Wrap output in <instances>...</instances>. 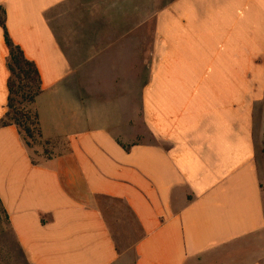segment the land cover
Here are the masks:
<instances>
[{"label":"crops","instance_id":"1","mask_svg":"<svg viewBox=\"0 0 264 264\" xmlns=\"http://www.w3.org/2000/svg\"><path fill=\"white\" fill-rule=\"evenodd\" d=\"M92 1L0 0L8 35L38 70L51 153L36 158L16 126L0 127V205L17 245L29 264H237L216 255L264 233V0L154 10L147 77L122 124L85 83L75 90L81 35L63 24ZM7 54L0 26V118ZM241 264H264V253Z\"/></svg>","mask_w":264,"mask_h":264},{"label":"rangeland","instance_id":"2","mask_svg":"<svg viewBox=\"0 0 264 264\" xmlns=\"http://www.w3.org/2000/svg\"><path fill=\"white\" fill-rule=\"evenodd\" d=\"M167 0H124V7L114 5L116 0L100 2L94 0L91 5L76 9L74 22L69 24L73 29L75 39V55L71 56V62L78 67L75 73L76 92L81 90L78 85H85L93 94L103 98V114L112 121H125L128 116L134 115L132 100L138 99L141 87L147 77V62L149 61V49L151 47L152 13L158 10ZM110 5V6H109ZM122 18V22L116 23V15ZM64 28L62 27V30ZM123 32V36L115 37ZM113 39V41L111 40ZM110 42H113L112 44ZM107 43V49L102 46ZM91 44L92 52L85 54L84 45ZM72 49V48H71ZM73 51V50H70ZM94 51V52H93ZM78 61H82L78 63ZM77 62V64H76ZM85 87V86H84ZM87 89V90H88ZM73 94V93H72ZM108 100H114L109 104ZM122 99V102L119 101ZM121 102V103H120ZM119 103V104H118ZM259 115V113H258ZM114 118V120H113ZM262 124L263 121L261 122ZM141 140H149L146 129L139 120ZM255 134L257 145H261L262 126L257 118L255 120ZM132 131V128L125 129ZM43 144H36L31 151L33 155L42 156ZM41 151V152H39ZM260 176H263L262 166L259 167ZM111 221V217H108ZM127 231L116 232L117 239L127 241ZM126 241V242H125ZM120 244L121 241L119 240ZM264 233H258L239 240L233 247L216 255L227 259H236L238 263H245L260 258L264 253ZM0 264H29L17 245L15 237L9 228L7 217L0 205Z\"/></svg>","mask_w":264,"mask_h":264},{"label":"trees","instance_id":"3","mask_svg":"<svg viewBox=\"0 0 264 264\" xmlns=\"http://www.w3.org/2000/svg\"><path fill=\"white\" fill-rule=\"evenodd\" d=\"M0 26L8 54L6 66L9 72L7 78L6 111L0 118V127L14 125L17 127L25 145L33 149L36 144L44 145L42 156L51 155L43 139L39 126L35 99L41 93L40 77L33 61L28 60L21 48L16 45L7 33L5 26V10L0 6ZM31 161L35 162L31 157Z\"/></svg>","mask_w":264,"mask_h":264}]
</instances>
